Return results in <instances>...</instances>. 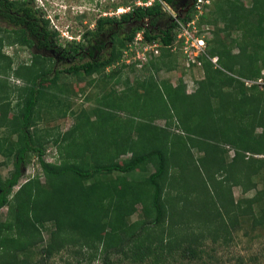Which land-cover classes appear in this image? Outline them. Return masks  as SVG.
<instances>
[{
    "label": "trees",
    "instance_id": "trees-1",
    "mask_svg": "<svg viewBox=\"0 0 264 264\" xmlns=\"http://www.w3.org/2000/svg\"><path fill=\"white\" fill-rule=\"evenodd\" d=\"M178 2L155 0L119 18L99 17L95 28L87 26L86 44L66 47L73 54L88 51L89 56L83 51L82 62L53 70L52 58L38 53L30 63L14 68L13 58L3 52L5 41L28 49L57 31L49 27L36 0H0V157L5 158L0 166L13 164L7 177L0 171V264H47L64 250L83 259L100 252L106 264L118 254L135 263L151 259L165 264L178 253L203 258L199 247L206 234L215 240L223 234L227 238L239 220L264 229V83L247 86L244 81L264 80L262 71L253 67L257 49H264V0H252L250 6L242 0H222L230 13L221 14V37L214 29L207 39L206 54L199 57L206 77L189 100L172 88L164 96L155 73L138 80L137 88L128 76L122 81L124 60L132 57L139 32L145 43L159 42L157 48H162L151 67L171 69L166 59L174 46L184 43V38L176 39L177 20L193 17V7L176 18L167 12L164 4L175 10ZM207 16H202L206 22ZM124 23L130 24L125 25V35L115 32L113 46L101 54L102 37ZM234 29L244 30L247 39L240 42L241 54L231 55L227 40ZM249 47L254 52L248 53ZM208 53L218 56L221 65L216 66ZM127 67L136 69L135 64ZM95 73L109 91L99 97L93 110L97 121L92 122L85 110L72 109L67 81L72 76L84 81ZM12 74L26 80L14 87L17 98L10 92ZM121 82L125 88L118 92ZM165 97L169 103L163 102ZM44 108L52 116L70 115L76 119L74 126L64 132L43 130L39 121ZM115 108L124 110L126 118L110 122ZM173 116L178 117V132L169 124ZM156 119L166 123L156 124ZM51 146L58 152L53 161L46 157ZM192 149L202 155L196 157ZM230 149L234 156L228 159ZM31 154L44 180L36 176L21 183ZM140 169L146 170L142 176H131ZM220 172L233 184L226 186ZM232 185L255 194L236 200ZM140 203L144 217L132 222Z\"/></svg>",
    "mask_w": 264,
    "mask_h": 264
},
{
    "label": "rangeland",
    "instance_id": "rangeland-1",
    "mask_svg": "<svg viewBox=\"0 0 264 264\" xmlns=\"http://www.w3.org/2000/svg\"><path fill=\"white\" fill-rule=\"evenodd\" d=\"M154 1L155 0H36V4L38 7H41L45 10L46 17L50 21L49 27L57 31L55 38L58 40V42L63 45H68L78 43L86 44L85 34L88 29L87 26L89 25V28H95L96 20L99 17L104 16L119 18L121 14L131 10L136 6H146L152 4ZM242 1L247 6H250L252 3V0ZM164 6L167 12H169V14H171V16L174 18L178 17L180 14L178 6L175 10L167 4H164ZM180 6L182 7L181 2ZM222 6L223 9H225L227 4H222V0H213L210 6H208L207 9H204V12H208L207 22L204 18H201V24L209 28L210 32L207 33L208 38L213 37L214 29L215 34H219V38L222 35V32L219 31V27L222 28L225 25V22L221 19V14L223 15L230 13V10H227L229 6L223 10V13H221L222 10L219 9L222 8ZM182 13L184 14L185 11ZM192 14L195 16L194 11H192ZM165 19L166 18L160 21V25L162 27L166 24ZM194 19L197 20V17L195 16ZM253 20L254 22L256 21L254 17ZM3 24L4 23H1L0 21V25ZM120 31H122V29ZM231 32V36L228 37L227 40V43L231 48V55L241 54L240 52L242 48L240 47V42H242L243 39L245 41L247 36L243 37L244 30L241 29H234ZM147 43L149 44V47H147V53H145V56L143 55V48L138 47V45H140L139 42L135 43L133 46L132 57L126 60V64L127 66L135 64L136 69L132 70L126 66L125 77H123L122 81L126 79V76H128L131 85H133L134 88H137L138 80H144V78L148 77L150 74L155 73V79L158 82L159 88L163 91L164 96H166L165 94L167 93V90L172 88L179 90L180 93L184 94L185 99L187 98L189 100L191 98V94H193L197 89L200 81L206 77L203 62L201 64L194 62L191 63L190 66H187L186 57L183 54H179L177 50L173 49L171 51V58L167 57L168 59H166L168 62L172 63H170L172 65L171 69H166L164 66H160L159 70L155 71L154 68L151 67V62L158 58L157 56L162 51V48H159V53H156L157 47L155 43L157 44L159 42ZM135 47L137 48L135 49ZM2 49L6 55H9L13 58V66L16 69H19V66L22 64L27 62L30 63L32 61V56L25 48L18 49L16 45H11L5 41L3 43ZM250 52H254V50L253 48L249 47L248 53ZM256 52L257 53L254 54L255 62L253 67L257 71L261 70V73L264 74V49H257ZM208 57L211 58L210 60L212 62H214V56L210 57L208 53ZM214 63L216 66L221 65V63H218V61ZM3 65H5V63ZM112 67L113 66L107 68L105 72L111 70ZM5 78V76H1V79L5 80ZM8 80L12 88L16 86H22L26 81L25 78L17 77L14 74L10 75ZM244 81L246 82L247 86H250L252 83H264V80L260 78L258 79L257 77L252 79L246 78ZM67 83L68 90L70 91L69 95L71 96L69 103H71L72 109L78 111L82 109L85 110L91 115V121L96 122L98 116L93 112V110L98 106V99L103 94V92L109 91V85H104L102 79L97 73L93 74L92 76L88 75L84 81H78L75 76H72L68 78ZM101 87H105V89H102ZM117 87L118 92H121L124 90L125 84L121 82ZM12 88H10L11 95L14 98H17L18 91L16 88H14L16 90V92H14ZM116 95H118V93H116ZM165 99H162L163 102L169 103L167 97H165ZM42 110L44 115L42 120L39 121V126L43 130L47 131L48 129H51L52 131L56 132H64L74 126L76 122V119L70 115L60 116L53 114V117L49 111H44L45 108ZM123 111H117L116 108L111 110V112L115 113L116 115L110 119V122L118 119H125L126 112ZM155 122L156 124L163 126L166 123V120L156 119ZM169 124L171 125L172 130H176L177 132L179 131L177 127L180 125L177 116H173L169 120ZM95 130L98 129L95 128ZM257 130L260 132L261 128H257ZM192 151L196 157L202 155V153L196 149H192ZM57 155L58 152L55 147H48L46 155L48 160H55ZM125 156H130V154L124 155L122 157ZM232 156H234V150L230 149L228 159L232 158ZM29 158L30 161L25 167V176L21 180V183L26 182L29 178H34L36 176H40V179L44 180V176L35 163L36 157L31 154ZM4 159L5 158L3 156L0 157V160ZM12 169V163L0 166V171L4 177H7ZM177 170L178 168H175V171ZM145 172V169H140L131 176L140 177ZM227 176L228 174L225 172L218 173V177L220 179L225 178L227 184L226 186L233 184L232 179H227ZM254 179L255 181H259L257 176H255ZM262 186L263 184L260 183L258 188H261ZM232 191L236 200L246 196L251 197L255 194V190H250L245 193L242 186L239 185H232ZM1 212L2 217L5 218L7 216V207L2 208ZM143 217V205L140 203L138 205L137 212L131 216L130 221L134 222ZM239 221L240 224L235 226V228L232 227L230 233L231 235H229L227 238H224L225 234H223L222 237L215 240L212 235L206 234L203 244L199 247L201 250H203L201 251L203 258L189 259L187 257H182V254L178 253L174 257L169 258L165 264H264V229L253 228L250 225V222L247 220ZM194 230H198L197 224L194 225ZM48 236L49 233L45 231L46 240ZM68 253L69 252L66 250L61 251L49 259L47 264H66L68 260L72 261L74 264H106L104 261V256L100 252L96 254L95 257L86 254L87 259L78 257L73 253ZM80 258L83 259L82 262L79 261ZM107 264H154V262L150 259L144 263H135L129 258L118 254L111 256Z\"/></svg>",
    "mask_w": 264,
    "mask_h": 264
},
{
    "label": "built area",
    "instance_id": "built-area-1",
    "mask_svg": "<svg viewBox=\"0 0 264 264\" xmlns=\"http://www.w3.org/2000/svg\"><path fill=\"white\" fill-rule=\"evenodd\" d=\"M212 1L213 0L194 1L193 11L195 12L197 20L194 19L195 16H193L189 21L186 22L182 20H177L179 22V28L176 34V39L179 42L184 38V43L181 49L183 51L184 56L186 57L187 66H190L191 63L194 62L201 64L202 61L199 59V57H201L203 54H206V45L208 39L207 33L210 31L208 27L201 24V18H203L202 16L206 13L204 12V9H207L208 6L212 3ZM138 42L140 43V45H138L139 47L143 45V55L145 56L149 44L144 42L142 32H139L136 35L135 43ZM155 45L156 47H158V44L155 43ZM156 53H158V48L156 50ZM217 59V57H214V62H217Z\"/></svg>",
    "mask_w": 264,
    "mask_h": 264
},
{
    "label": "flooded vegetation",
    "instance_id": "flooded-vegetation-1",
    "mask_svg": "<svg viewBox=\"0 0 264 264\" xmlns=\"http://www.w3.org/2000/svg\"><path fill=\"white\" fill-rule=\"evenodd\" d=\"M188 1L189 0H179L177 6L180 10L179 11L180 13H182L183 11L185 12L189 11L191 4H188L187 3ZM180 2L182 4V7L180 6ZM125 25L130 26L129 23L128 24L124 23V26H122L121 28L119 24H116L115 29L114 31H112V33H109L102 37L101 43L103 47H102V50L100 51L101 54L107 52L113 46L114 42L112 40V37L115 32L118 36L123 37L125 35V29L127 27ZM121 29L122 31H120ZM42 39H43L42 42L40 40H36V42H34L32 46H30L26 50L30 53L31 56L34 53H38V54H42L43 56L52 58L51 63L53 64V70L65 69L67 67H71V66L78 64V62L83 61V60L81 61L80 55H81V52H83L84 50L73 54L72 50H66V47L68 45L60 44L58 40L52 35L49 36L48 39H45V37H42ZM84 52H85V55L89 56L90 52L88 51H84Z\"/></svg>",
    "mask_w": 264,
    "mask_h": 264
},
{
    "label": "clouds",
    "instance_id": "clouds-1",
    "mask_svg": "<svg viewBox=\"0 0 264 264\" xmlns=\"http://www.w3.org/2000/svg\"><path fill=\"white\" fill-rule=\"evenodd\" d=\"M195 1V0H194ZM213 2V1H212ZM210 6V5H209ZM192 7L194 8V2H192L191 3V6H190V8H189V11L192 9ZM188 12V11H187ZM176 18V17H175ZM136 38V37H135ZM173 49L174 50H177V52L179 53V54H183V51H182V49L181 48H177L176 46H174L173 47ZM172 49V50H173ZM158 53H159V50H158ZM184 55V54H183ZM215 57V56H214ZM217 58H218V56H217ZM127 60V59H126ZM126 60H124L125 62H126ZM217 61H218V59H217Z\"/></svg>",
    "mask_w": 264,
    "mask_h": 264
}]
</instances>
